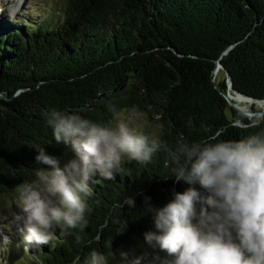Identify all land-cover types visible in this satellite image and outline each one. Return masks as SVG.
I'll list each match as a JSON object with an SVG mask.
<instances>
[{
    "label": "trees",
    "instance_id": "1",
    "mask_svg": "<svg viewBox=\"0 0 264 264\" xmlns=\"http://www.w3.org/2000/svg\"><path fill=\"white\" fill-rule=\"evenodd\" d=\"M63 1L54 24H0V195L10 197L48 169L36 161V147L65 155L67 145L56 142L47 122L53 110L108 126L133 109L159 133L148 137L159 145L150 162L125 159L111 180L90 179L85 228L57 227L58 239L35 245L29 256L85 264L93 250L112 257L155 231V208L189 187L173 181L180 145L217 132L237 141L264 135V112L251 126L220 94L227 90L224 71L218 80L213 74L217 62L231 90L264 100V0ZM129 197L135 207L125 204Z\"/></svg>",
    "mask_w": 264,
    "mask_h": 264
},
{
    "label": "clouds",
    "instance_id": "2",
    "mask_svg": "<svg viewBox=\"0 0 264 264\" xmlns=\"http://www.w3.org/2000/svg\"><path fill=\"white\" fill-rule=\"evenodd\" d=\"M47 122L56 142L70 145L75 158L61 167L56 157L36 147V161L49 167L39 182L16 188L19 243L26 250L33 243L39 247L57 240V227L62 231L85 228V214L91 211L85 199L92 192L90 179L99 174L111 180L125 159L150 162L159 148L125 122L101 125L56 110L48 113ZM251 126H259V120ZM220 136L217 132L208 140L180 145L173 181L189 187L175 192L170 202L153 212L155 231L146 233L145 241L173 257L171 264H264V135L238 141ZM149 199L145 197V202ZM125 204L135 207V199L129 197ZM12 245V237L0 232V251ZM141 259L137 257L133 264ZM108 261L93 250L85 264ZM73 264H79V257Z\"/></svg>",
    "mask_w": 264,
    "mask_h": 264
},
{
    "label": "rangeland",
    "instance_id": "3",
    "mask_svg": "<svg viewBox=\"0 0 264 264\" xmlns=\"http://www.w3.org/2000/svg\"><path fill=\"white\" fill-rule=\"evenodd\" d=\"M63 9V0H0V24L11 22L12 26L15 28L27 25V23L32 21L54 24L57 21H60ZM213 74L215 80H218L223 76V72L219 70L215 71ZM228 92L232 96L231 99L233 100L234 106H236L241 112L244 111L248 114L247 116L240 114V116L255 121L258 112L254 111L261 110L260 108L262 105L260 106L255 102L250 103L245 98L238 96L233 92ZM113 117L114 118L108 126L114 127L119 122H125L138 134L151 137L153 140L158 137L159 133L157 124L150 120L148 121L143 113L137 112L133 109H126L122 110L119 114H115ZM74 158L75 154L71 149V146L67 145L65 155L58 160L60 161L61 167H63L64 164ZM44 172L45 171L39 172L37 175V182L42 179V174ZM19 215H21V211L16 190L10 197L0 195V232L6 233L13 239V245L8 250L0 251V264H37L36 259H32L33 263L29 260V256H32L34 253L32 248L35 244L33 243L29 246V249L26 250L23 247V244L19 243L22 240V233L20 231L21 225L17 220ZM122 253L127 254L126 258L121 256ZM137 257H143V259L140 260V264H171V261L173 260V257L160 251L158 247L149 245L145 241L144 236L141 241L136 240L135 244L131 246L127 252L119 251L116 255L108 257V264H133V261Z\"/></svg>",
    "mask_w": 264,
    "mask_h": 264
},
{
    "label": "water",
    "instance_id": "4",
    "mask_svg": "<svg viewBox=\"0 0 264 264\" xmlns=\"http://www.w3.org/2000/svg\"><path fill=\"white\" fill-rule=\"evenodd\" d=\"M219 68H221L223 71H224V75L226 76V81H227V87H226V89L228 90V89H230L231 87H232V81H230V79H229V77H228V73H227V71L219 64V63H217V62H215V69H214V72L216 71V70H218ZM227 90L225 91V92H220V94H222L223 95V97L226 99V104L231 108H234L237 112H239V114H242V115H248V114H246L245 112L243 113V112H241L238 108H236V106H234V103L232 102L233 100L231 99V95L230 94H228V92H227ZM231 90V89H230ZM232 92H234V93H236V94H239V93H237V92H235V91H233V90H231ZM240 95V94H239ZM240 96H242V95H240ZM243 97V96H242ZM246 98H248V99H250V100H253V98H251V97H247V96H245ZM244 97V98H245ZM259 101H263V105L261 106V110L257 113V116L258 115H262V113L264 112V100H259ZM253 102H255V100H253Z\"/></svg>",
    "mask_w": 264,
    "mask_h": 264
},
{
    "label": "bare ground",
    "instance_id": "5",
    "mask_svg": "<svg viewBox=\"0 0 264 264\" xmlns=\"http://www.w3.org/2000/svg\"><path fill=\"white\" fill-rule=\"evenodd\" d=\"M218 70H219V69H218ZM216 71H217V70H216ZM214 73H215V72H214ZM228 90H229V89H228ZM228 90H227V92H228ZM233 93H234V92H233ZM228 94H229V92H228ZM234 94H236V93H234ZM236 95L240 96L239 94H236ZM241 97H242V96H241ZM243 98H244V97H243ZM245 99L248 100L250 103L253 102V100H250V99H248V98H246V97H245ZM238 100H239V99H238ZM232 102H233V101H232ZM238 102H239V101H238ZM239 103H240V102H239ZM255 103H257V104L260 105V106L263 105V101H259V100H258V101H255ZM243 112H244V111H243Z\"/></svg>",
    "mask_w": 264,
    "mask_h": 264
}]
</instances>
